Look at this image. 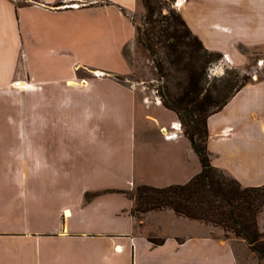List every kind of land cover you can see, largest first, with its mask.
Returning a JSON list of instances; mask_svg holds the SVG:
<instances>
[{"label":"crops","instance_id":"crops-1","mask_svg":"<svg viewBox=\"0 0 264 264\" xmlns=\"http://www.w3.org/2000/svg\"><path fill=\"white\" fill-rule=\"evenodd\" d=\"M175 6L205 47L230 61L246 60L238 45H264V0H175ZM134 12H144L141 0H0V264H240L234 245L241 238L170 209L134 217L131 199L121 194L120 204L114 200L120 193L104 191L121 189L109 180L124 173L132 189L146 183L140 182L146 174L170 175L163 186L200 170L176 115L165 124L176 130L172 137L147 110L148 123L137 122L133 110L120 121L119 90L134 96L135 110L137 93L149 99L144 86L118 80L108 65H93L78 52H70L67 65V45H55L67 38L72 17L113 16L131 35L97 44L134 49ZM154 105L163 106L159 99ZM207 128L213 165L243 185L264 183V77L209 115ZM87 192L95 194L86 198ZM154 214H167L172 229L149 225Z\"/></svg>","mask_w":264,"mask_h":264},{"label":"trees","instance_id":"trees-1","mask_svg":"<svg viewBox=\"0 0 264 264\" xmlns=\"http://www.w3.org/2000/svg\"><path fill=\"white\" fill-rule=\"evenodd\" d=\"M141 3L145 8L143 23L147 26L142 27L131 19L138 40L151 53L160 77L168 74L164 62L182 75V80L177 83L180 91L172 93L164 84L159 87L158 95L161 103L175 112L183 134L199 159L200 170L184 183L163 186L138 183L132 189L104 191H115L131 199L129 214L137 218L147 211L170 209L178 216L219 226L226 236L233 234L243 239L257 256L258 264H264V230L258 223V215L264 207V183L243 185L212 164L207 147L208 116L219 111L237 90L249 82L250 76L242 75L228 94L217 97L207 84L208 70L222 53L205 47L174 6V0H141ZM164 7L166 13H162ZM121 10L126 13L124 8ZM115 77L123 80L122 76ZM211 87L220 90L224 85L215 82ZM93 194L95 192H87L85 196L89 198ZM148 239L155 244L163 241L152 236Z\"/></svg>","mask_w":264,"mask_h":264},{"label":"rangeland","instance_id":"rangeland-1","mask_svg":"<svg viewBox=\"0 0 264 264\" xmlns=\"http://www.w3.org/2000/svg\"><path fill=\"white\" fill-rule=\"evenodd\" d=\"M162 13H166L165 7L163 8ZM129 16L132 20H134L136 24H139L142 27L147 26V24L143 23L145 17V8L143 13L139 14L138 12H134ZM72 18H74V23L73 26H67V38L55 44L62 46L67 45V65L71 56L70 52L74 51L81 54V57L83 56V58H85L89 63L93 65H108V68L114 70L119 76L128 72V70L130 69L129 67H131L132 72L130 74H127V76H122V82H127L126 79H128V81H132V83L138 81L140 84L138 87L144 86V90L147 93L149 99L146 100L145 97L142 98V96L137 93L135 96L136 98L134 110L132 102L134 96H132L131 93H122V90L120 89V96L118 97V112L120 121H128L129 116L131 115L133 110L136 113L135 116L137 117V122L145 121L148 123L150 121L146 119L144 115L145 111L147 110L148 113L156 116L160 120V122L163 123L162 127H165L166 130H161V133L163 135H165L164 133L167 131L176 132L175 129H170V127L168 128L165 125L168 124L169 121L176 115L175 112L166 108L163 104V106H155L154 101H157L158 99L161 101L160 96L158 95V89L161 85L166 84L169 88V91L172 93L180 91L177 83L182 80V75H179V73H177L173 68H168L167 63L164 62V64L166 65V73L168 74L160 77L151 53L141 44V42L138 40V37L136 38L134 49H131V46L129 45H120L119 50L118 45H108L106 43L103 45L97 44V42H99L100 40L102 42H106V39L111 37L112 35H118L119 39H123V37L125 38L127 34L131 35L129 32V26L125 25L122 19H118L113 16H98L96 18L91 17L90 15H85L83 18L76 17L78 19H76L75 17ZM76 23L77 26L75 25ZM92 23L98 24L94 27L90 26V24ZM95 30L97 31L98 39H96ZM263 46L264 45H238V49L246 55V60L241 63L228 60L223 52L219 50L209 49L222 53V57L214 60L209 66V83L207 84L210 85L212 92L219 98L225 96L232 90L234 84H238V82H240V80L242 79V75L250 76L249 81L263 78ZM160 56H162V53L160 54ZM78 73L86 74L88 72L86 70L80 69ZM236 74H238L237 77ZM221 78H224L223 81L221 80ZM225 78L228 80V82L226 83ZM215 82L221 83L222 85H224V88L220 90H216L214 87L212 88L211 84ZM114 91H117L116 87H114ZM142 101L144 102V104ZM146 105H148L147 109H145ZM128 174L129 173H124V175L118 177L117 179H111L112 181L109 180V182H113L117 188L128 189L130 180L132 179V177H130ZM166 176L170 175H156L155 173H151L146 174L145 177H143L141 180L135 178L134 181L138 182L140 180V182L162 185L166 182H169L167 181L168 179L165 178ZM105 182H107V180H105ZM114 195H116L114 200L119 201L118 203L120 204L124 203L125 198L121 195V193H115ZM149 220H152L148 222L149 225L154 226L156 222H159L162 227L165 226V228H163L164 230L172 229V226L175 223L167 214H161L159 216L154 214L150 216ZM258 223L261 230H264V207L258 215ZM204 225L222 229L219 226H212L208 224ZM228 236L234 235L229 234ZM243 243L246 244L244 240ZM243 243L239 240V242L234 245L240 264H258L257 256L248 248L247 245L245 246Z\"/></svg>","mask_w":264,"mask_h":264},{"label":"built area","instance_id":"built-area-1","mask_svg":"<svg viewBox=\"0 0 264 264\" xmlns=\"http://www.w3.org/2000/svg\"><path fill=\"white\" fill-rule=\"evenodd\" d=\"M21 81H22L21 79H17V80L14 81V83H15L17 86H19V85L21 84ZM163 131H166V130H165V127H163ZM176 133H177V132H175V131H167V132H165L164 134H165L167 137H172V136H175Z\"/></svg>","mask_w":264,"mask_h":264}]
</instances>
